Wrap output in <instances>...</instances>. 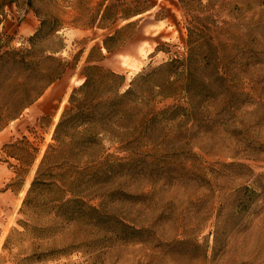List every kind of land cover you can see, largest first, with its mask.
Segmentation results:
<instances>
[{
  "label": "rangeland",
  "instance_id": "rangeland-1",
  "mask_svg": "<svg viewBox=\"0 0 264 264\" xmlns=\"http://www.w3.org/2000/svg\"><path fill=\"white\" fill-rule=\"evenodd\" d=\"M14 7L18 25L20 11L30 14L32 34L10 30ZM53 20L58 31L48 37L47 26L35 51L62 46L52 56L71 64L0 129V264H264V0H0V52L29 49ZM104 41L95 64L124 77L120 94L138 77L123 120L138 130L110 126L91 157L68 162L63 145L50 158L100 216L56 218L34 193L23 206L81 68ZM186 57L188 93L174 69L168 99L155 97L166 73L139 78ZM28 73L0 65V94ZM27 81L32 93L44 85Z\"/></svg>",
  "mask_w": 264,
  "mask_h": 264
},
{
  "label": "trees",
  "instance_id": "trees-1",
  "mask_svg": "<svg viewBox=\"0 0 264 264\" xmlns=\"http://www.w3.org/2000/svg\"><path fill=\"white\" fill-rule=\"evenodd\" d=\"M55 22L56 20H53L52 23L41 21L39 30L28 39L29 49L0 52L1 66L3 64H11L16 68L29 70L28 75H25L21 82L14 84V90L0 94V129L7 125L10 120L18 117L24 109L31 106L46 88L63 75L67 66L71 64L64 58L52 56L54 53L59 52L62 46L50 49L52 55L46 57L35 51L36 43L44 38L42 37V31L47 26L49 33L46 36L48 37L54 36L58 31V27L54 24ZM190 33L191 31L189 30V37ZM102 49L109 52L105 41L101 47L95 46L91 48L80 71L83 82L78 88L73 89L69 96L67 106L64 108L54 129L52 140L55 144L50 145L42 156L23 206H27L30 196L34 193L36 195L34 206L39 209H45L56 218L69 219L76 215H91L99 218V210L96 206L81 198H75V196H78L77 194H81L76 191V180L73 179L70 183H64L57 173L61 169L58 164L59 161H56V159L52 161L50 158L65 145L64 153L69 158L68 162L74 163L83 157H91L103 139L100 136L110 134L109 128L112 126L116 130H130L132 133L138 130L139 126L128 125L123 121L129 111V104L135 105L137 103L136 100H131L129 97L133 93L138 77L131 82V86L124 93L120 94L124 77L95 64V60L100 61L103 58ZM95 53H98L96 59L94 57ZM79 57V54H76L72 58L74 65L78 63ZM45 62H48L49 65L43 66ZM171 69H174L172 74L175 76V81L183 79L179 89L188 93L192 75L189 57L172 59L149 74L140 75L139 78L145 77L146 80H150L159 73H166L165 84L158 86L159 90L156 92L155 97L168 99L171 97V93H169ZM178 69L182 72H179ZM34 73L35 76L32 77L31 74ZM215 75L217 77L219 75L217 67H215ZM27 77L30 79L34 78V80L36 78L44 80L42 89L34 93L30 92L27 89L29 84L27 81L29 78ZM14 79L13 82L19 78L16 77ZM26 143L28 144L27 141ZM29 147L31 146L29 145ZM33 152L31 164L36 158L37 150L33 149ZM76 157L79 158L76 160ZM73 167L74 165H71L70 169H74ZM91 169L92 167L89 166L84 171L75 173L79 176L91 171ZM67 194L71 196L68 199H66Z\"/></svg>",
  "mask_w": 264,
  "mask_h": 264
},
{
  "label": "crops",
  "instance_id": "crops-1",
  "mask_svg": "<svg viewBox=\"0 0 264 264\" xmlns=\"http://www.w3.org/2000/svg\"><path fill=\"white\" fill-rule=\"evenodd\" d=\"M21 12V16L25 17V20L18 25V23L15 22V15H18L19 14V10H17L15 7L13 9H11L7 15V19L9 21H11V23H14L11 25V31L13 33H15L16 31V34H22V32L24 31H30L28 33V35L32 34L35 29H36V25L35 23L32 22V17L30 16V14L28 12H26L25 10L23 11H20ZM28 23L31 24V26H27ZM14 30V31H13ZM19 31V32H18ZM16 37V36H15Z\"/></svg>",
  "mask_w": 264,
  "mask_h": 264
}]
</instances>
